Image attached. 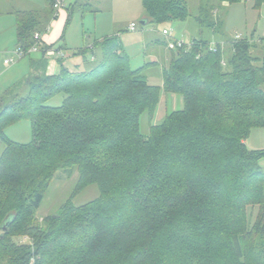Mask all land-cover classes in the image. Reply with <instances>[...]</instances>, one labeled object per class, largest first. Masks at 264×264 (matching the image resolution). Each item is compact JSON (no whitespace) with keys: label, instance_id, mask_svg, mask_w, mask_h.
<instances>
[{"label":"trees","instance_id":"16d2710c","mask_svg":"<svg viewBox=\"0 0 264 264\" xmlns=\"http://www.w3.org/2000/svg\"><path fill=\"white\" fill-rule=\"evenodd\" d=\"M46 1L53 20L55 0ZM142 6L146 25L189 17L186 0ZM14 15L17 47L27 53L49 22L39 11ZM213 16L202 6L197 21L220 35L223 23ZM193 41L170 50L162 87L148 83L157 62L133 68L118 36L74 52L91 50L89 70L72 71L60 59L49 74L44 52L30 59L28 93L0 97V264H264V150L246 145L253 128H264V46L226 40V56L220 40ZM212 41L219 52L209 50ZM162 90L180 95L183 107L144 136L140 119L147 114L151 124ZM60 94L59 107L47 105ZM24 119L32 122L28 144L4 133ZM69 168L78 171L74 194L39 223L55 174ZM92 184L99 197L76 206L75 195ZM21 237L29 242L15 241Z\"/></svg>","mask_w":264,"mask_h":264},{"label":"rangeland","instance_id":"374dc122","mask_svg":"<svg viewBox=\"0 0 264 264\" xmlns=\"http://www.w3.org/2000/svg\"><path fill=\"white\" fill-rule=\"evenodd\" d=\"M186 1L189 17L185 21L142 25L141 21L145 16L142 0H67L65 9L68 11L74 4L79 5V7L76 8L68 23L67 14L61 38L54 48L62 49L65 52L67 56L66 65L70 70L82 71L89 70L94 66L91 61V50H88L85 57L74 56V52L85 48L90 49V46L100 40V37H110L109 35L112 33L119 35L117 36L125 53L130 57L133 68H140L147 62L155 61L150 57L154 50L159 54L168 52L167 47L161 43H156V40L165 39L167 41L162 35L163 30H172L174 37H184L187 40L197 37L220 40L226 51V56L231 54L230 45L226 40H235L237 35L241 36L242 39H251L264 46V1L259 6L256 5L255 0H241L232 5L221 4L218 0ZM88 3L91 5L90 8L82 7ZM202 6L207 7L209 12L213 13L214 20L222 21V34L214 35L209 27H202L197 21ZM30 10L39 11L45 22H49L53 17L50 16L51 7L46 0H0V97L6 96L9 92L20 96L28 93L27 84L24 82H27L30 73V59L37 57V55L25 57L11 66L5 65V60L15 58L14 50L10 51V48L18 44L17 19L12 13ZM53 11L54 14L58 12L54 8ZM131 23H135L137 26L134 32L128 29ZM51 31V29H47L46 33H51ZM145 45L148 47L144 50ZM144 53L147 54L146 58ZM159 58L156 67L148 71V76L151 75L148 78V83L162 87L163 77L160 73L162 60ZM63 99L62 94L56 95L48 100L47 105L59 107ZM182 107L180 95L166 94L162 90L151 124L147 114H144L140 119L141 134L148 136L151 125L162 124L167 114L182 109ZM4 133L14 142L28 144L33 139L32 122L29 119H24L8 124ZM246 145L249 150H264V128H253L246 139ZM4 147L5 145L0 139V155ZM259 164L264 171V157L261 158ZM77 183V168L57 171L37 211L36 217L39 223H44L48 218L59 215L62 205L74 194ZM98 197V186L92 184L78 192L73 198V203L76 206H81ZM257 213L258 210L251 211L249 217L251 224H254ZM15 241L28 243L29 239L28 237H21Z\"/></svg>","mask_w":264,"mask_h":264},{"label":"built area","instance_id":"2783aa9c","mask_svg":"<svg viewBox=\"0 0 264 264\" xmlns=\"http://www.w3.org/2000/svg\"><path fill=\"white\" fill-rule=\"evenodd\" d=\"M63 3H64V0H55L54 9L57 11H60L64 6ZM130 29L132 31H134L136 29V25L132 24L130 26ZM162 35L167 40L166 41V47L171 51L178 50L181 48H190L195 44L194 41H187L183 37H179V38L174 37L172 30H170V31L169 30H163ZM34 39H35V44L28 50L27 53H25L23 50H21L20 48L17 47L13 51L15 58L5 60V65L10 66V65H13L16 62L24 59L26 56L35 55V54H39L40 52H44L45 57L49 60V66H48L49 71H48V73L49 74L56 73L55 72V66L57 65V61L60 59H66L67 58L65 52L61 49H55L54 47L46 48L47 46L45 45V43L43 42V39H42V33H35ZM241 39H242V37L239 35H237L235 37V41H238ZM220 45L222 47V43ZM209 50L213 53L219 52L218 44L215 41H212L209 45ZM222 65H223V67H226V61L225 60L222 61Z\"/></svg>","mask_w":264,"mask_h":264},{"label":"crops","instance_id":"0c3cea01","mask_svg":"<svg viewBox=\"0 0 264 264\" xmlns=\"http://www.w3.org/2000/svg\"><path fill=\"white\" fill-rule=\"evenodd\" d=\"M66 1L67 0H64V6H63V8L60 10V11H58L55 15H56V18L55 19H53V20H49V23H46V28L48 29V30H52L51 31V33H49V32H44V33H42V39H43V42L45 43V45H47V46H55L58 42H59V40H60V38H61V34H62V29H63V27H64V20H66V17H67V14H68V10L67 9H65V3H66ZM89 4V3H88ZM75 5V4H74ZM73 6V5H72ZM12 14H14V12L12 13ZM145 18V16L142 18V19H144ZM132 24H135V23H131L130 25H129V30L130 31H132L131 29H130V26L132 25ZM136 28H137V26H136ZM134 31H136V29L134 30ZM134 31H132V32H134ZM116 34V33H115ZM112 36H117V35H114V33H112L111 34ZM111 35H109V36H111ZM119 36V35H118ZM184 38V37H183ZM102 39H104V36L103 37H100V40H102ZM195 38H193L192 40H187V41H193ZM210 40H215V39H210ZM216 41V40H215ZM156 43L157 44H159V43H161L162 45H164L165 47H166V41H165V39L164 40H162V41H159V40H156ZM18 45V44H17ZM17 45L16 46H14L13 48H10L11 50L10 51H13V50H15L16 48H17ZM93 47V45H91L90 46V49ZM147 45H145L144 46V50L145 49H147ZM166 49H168V48H166ZM125 51V50H124ZM168 52L167 53H163L162 52V54H159V52H157V51H153V53H151V55H150V57L151 58H153L155 61H153V62H157L158 60V58L159 59H161L162 60V70H163V68L164 67H166L167 65H168V63H169V60H170V55H171V52H170V50L168 49L167 50ZM35 55H37V56H39L38 54H35ZM144 55H145V58L147 57V54L146 53H144ZM21 61V60H20ZM49 61V60H48ZM19 62V61H18ZM57 65L55 66V72L56 73H58L59 72V70H60V66H59V60L57 61ZM66 59H65V65H66ZM157 63H159V62H157ZM11 66V65H10ZM48 66H49V62H48ZM67 66V65H66ZM158 67V66H157ZM47 71H49V67L47 68ZM30 72H31V68H30ZM161 74H162V71L160 72ZM30 74V73H29ZM29 76V75H28ZM151 76V75H150ZM27 80H28V78H27Z\"/></svg>","mask_w":264,"mask_h":264},{"label":"water","instance_id":"95a60500","mask_svg":"<svg viewBox=\"0 0 264 264\" xmlns=\"http://www.w3.org/2000/svg\"><path fill=\"white\" fill-rule=\"evenodd\" d=\"M146 23H147V20H145V19H143L142 21H141V24L142 25H146ZM28 81V80H27ZM54 217H56V216H54ZM4 229L6 230V227H4Z\"/></svg>","mask_w":264,"mask_h":264}]
</instances>
